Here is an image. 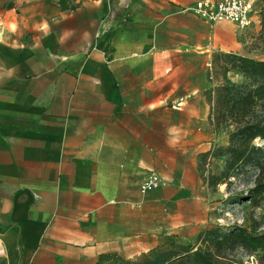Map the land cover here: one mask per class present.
I'll list each match as a JSON object with an SVG mask.
<instances>
[{"label": "crops", "instance_id": "1", "mask_svg": "<svg viewBox=\"0 0 264 264\" xmlns=\"http://www.w3.org/2000/svg\"><path fill=\"white\" fill-rule=\"evenodd\" d=\"M199 1L0 0V262L136 259L205 230L209 72L252 38Z\"/></svg>", "mask_w": 264, "mask_h": 264}, {"label": "trees", "instance_id": "2", "mask_svg": "<svg viewBox=\"0 0 264 264\" xmlns=\"http://www.w3.org/2000/svg\"><path fill=\"white\" fill-rule=\"evenodd\" d=\"M259 13L258 41L264 52V0ZM218 56L231 58L232 69L241 73L247 83L226 80L206 92L214 130L226 131L229 135L228 146L218 150L225 157L224 170L219 178L208 177L206 182L208 186L217 184L218 180L225 182L250 168L257 171L249 191L250 199L254 200L264 195V146L256 143H264V60L238 54ZM214 152L215 149L204 156L205 164ZM193 242L169 236L139 258L126 259L108 253L100 255L97 264H264V228L254 219L250 227L207 226Z\"/></svg>", "mask_w": 264, "mask_h": 264}, {"label": "rangeland", "instance_id": "3", "mask_svg": "<svg viewBox=\"0 0 264 264\" xmlns=\"http://www.w3.org/2000/svg\"><path fill=\"white\" fill-rule=\"evenodd\" d=\"M255 14L253 16V26L248 29L252 38L251 42L244 47L241 56H246L254 60H264V52L259 44L258 37L261 31L260 6L262 0H253ZM259 18V19H258ZM260 20L259 31L254 30L256 23ZM258 24V23H257ZM239 55V54H238ZM221 56V55H220ZM214 57L210 77V89L224 83L226 80L235 84H245L247 81L241 73L232 69L233 60L231 58ZM217 142L214 147L215 152L212 157L206 160L209 166H204V180L207 186L206 205L208 209V225H219L227 228L235 226L250 227L253 219L264 228V195L251 200L249 191L253 187V181L257 171L246 168L244 172L228 181H216L217 184L208 186L206 180L215 176L219 178L225 167V157L220 156L218 150L228 146L229 135L226 131L217 133ZM259 146H264L263 142H256ZM210 172V175H209ZM194 243V242H193ZM0 264H3L0 262Z\"/></svg>", "mask_w": 264, "mask_h": 264}, {"label": "built area", "instance_id": "4", "mask_svg": "<svg viewBox=\"0 0 264 264\" xmlns=\"http://www.w3.org/2000/svg\"><path fill=\"white\" fill-rule=\"evenodd\" d=\"M191 11L211 23H232L240 29H249L254 23L253 0H218L216 2L200 0ZM165 184L166 182L160 176L151 173L142 183L141 192L145 194Z\"/></svg>", "mask_w": 264, "mask_h": 264}, {"label": "bare ground", "instance_id": "5", "mask_svg": "<svg viewBox=\"0 0 264 264\" xmlns=\"http://www.w3.org/2000/svg\"><path fill=\"white\" fill-rule=\"evenodd\" d=\"M2 250V249H1ZM1 252V251H0ZM3 252V251H2Z\"/></svg>", "mask_w": 264, "mask_h": 264}]
</instances>
